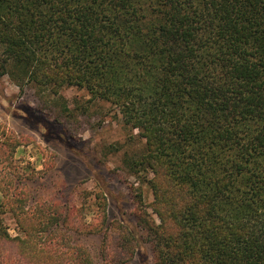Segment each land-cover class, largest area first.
Instances as JSON below:
<instances>
[{
    "label": "trees",
    "instance_id": "1",
    "mask_svg": "<svg viewBox=\"0 0 264 264\" xmlns=\"http://www.w3.org/2000/svg\"><path fill=\"white\" fill-rule=\"evenodd\" d=\"M6 75L85 89L139 132L154 264H264V0H0ZM10 199L0 264H96L75 234L100 236L99 264H128L143 241L105 209L77 228L78 211Z\"/></svg>",
    "mask_w": 264,
    "mask_h": 264
},
{
    "label": "rangeland",
    "instance_id": "2",
    "mask_svg": "<svg viewBox=\"0 0 264 264\" xmlns=\"http://www.w3.org/2000/svg\"><path fill=\"white\" fill-rule=\"evenodd\" d=\"M144 152L139 132L87 90L65 87L53 95L34 83L21 87L8 75L0 77V198L13 236V192L26 211L44 203L78 211L72 224L77 228L83 225L79 217L97 227L105 209L109 222H123L143 239L128 264H154L147 232L139 224L154 200L151 174L132 169ZM74 238L99 264L100 236Z\"/></svg>",
    "mask_w": 264,
    "mask_h": 264
}]
</instances>
